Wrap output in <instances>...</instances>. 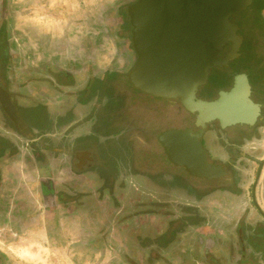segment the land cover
<instances>
[{"label":"flooded vegetation","instance_id":"obj_1","mask_svg":"<svg viewBox=\"0 0 264 264\" xmlns=\"http://www.w3.org/2000/svg\"><path fill=\"white\" fill-rule=\"evenodd\" d=\"M136 1L117 2L112 10H107L106 23L112 32H128L134 52L131 68L113 71L110 65L98 71L91 59L95 43L84 39L73 46L64 43L47 47L51 58L39 67L33 65V45L23 55L9 29L12 19L24 20L32 35L54 34L61 25L65 35L66 17L67 27L70 22L78 26L88 22L86 33L93 34L96 31L90 30L94 29L92 22L97 19V11H81L69 0H14V4L0 0V237L8 240V234L37 232L46 243L73 244L81 256L89 253L95 257L98 252L115 250L130 264H138L133 260L139 256L153 264L160 263L163 251L206 264H261L264 0H248L233 18L229 17L237 27L236 38L233 44H223L217 56L225 58L232 46L236 48L235 54L213 68L217 97L236 86L242 93L247 90L248 100L256 106L255 110L246 107L252 115L249 122L225 125L214 119L205 123L201 146L207 159L220 164L224 174L200 176L181 171L162 150L164 160L174 169L160 170L158 173L166 181L152 190L141 182V173L130 166L142 150L127 152L125 161L119 159L116 168L121 180L113 185L107 184L108 177L102 179L95 168L94 153L99 140L96 116L106 111L113 89L119 91V96L126 85H131L128 74L137 54L128 7ZM246 9L250 12L249 30L243 29L239 19ZM119 17H124L127 25L115 23ZM18 27L15 23L14 29ZM62 53L71 55V62L63 61ZM2 101L12 105L19 122L10 117ZM165 101L171 107L179 102V97ZM192 116L187 127L190 129L196 127V116ZM137 140L134 144L145 143L140 137ZM21 158L32 168L24 181L22 172L17 171ZM225 207H231L233 214L222 215L232 221L217 224L214 211ZM177 223L185 229H178ZM203 226L216 227L220 232L198 231ZM181 234H185L183 239ZM173 238L174 246H169ZM182 244L192 245L193 251L182 252ZM5 263L6 257L0 253V264Z\"/></svg>","mask_w":264,"mask_h":264},{"label":"rangeland","instance_id":"obj_2","mask_svg":"<svg viewBox=\"0 0 264 264\" xmlns=\"http://www.w3.org/2000/svg\"><path fill=\"white\" fill-rule=\"evenodd\" d=\"M60 1L66 3L68 0ZM69 1H71V3L74 2L75 6L81 11H83V9L85 11L91 10L92 13L97 11V19L92 22L94 29L90 30L96 32L93 34L86 33L90 27L88 22H82V24H79L80 26H78V24L72 25V22H70L67 27L69 20L65 17V21H63L64 26L66 25L65 35L62 32L64 28L63 25L60 26L58 32H53L54 34L51 35H32L30 32L31 30L26 28L24 20L15 22L14 19H12L9 21L10 37L14 44L16 43V45H18L22 54L25 55L27 48L33 45L31 47L33 51H35L33 65L40 67L51 58L50 53L47 52V47H54L64 43H69L73 46V44H79L86 39L85 41L89 43H95V52L91 59L94 60L95 68L98 71H104L108 69L110 65H113L111 66L113 71L115 68L123 71H127L131 68L134 52L132 51L130 40L127 39L129 38L128 32L118 33L115 31V33L106 25L109 17L107 10L111 9L120 0ZM7 3L14 4V0H9V2L7 0ZM243 12L244 13H241L239 17L240 23L244 30H249L250 12L248 9ZM17 14L23 15L20 13ZM125 21L124 17H119V20H116L115 23L118 22V24H122ZM15 23L17 27L19 26L17 30H15L16 28L14 29ZM110 24L112 25V23ZM125 25H127L126 22ZM68 31L72 33L68 34ZM61 57L63 58L62 60L66 62H71L72 60L71 55L68 57L64 53H62ZM213 68H216V66L211 67L207 72L208 78L207 81H205L206 83L199 85L196 89L194 96L197 99L209 102L217 100L218 83L216 71ZM110 75L116 76L117 74L111 73ZM140 86H144V84L142 83ZM118 93L119 91L117 92L116 89L111 91L108 102L105 105L106 111L102 110L100 111L102 115L99 113L98 116H96L97 124H99L97 127V132L99 134V140L96 145L97 152L94 153L97 174L102 177V179L108 177L107 184L110 182L111 185H113L115 181L121 180L118 178L119 173L116 168L119 159L125 161L127 152L130 153V151L133 150L136 152L142 150L137 152L138 157L133 160L130 166L133 170L141 173L142 178H144L141 179V182L149 187L148 190H152L153 186H159L166 181L164 180V176L158 173L160 170L174 169L168 161L164 160L163 149L156 135H160V133L167 130L186 129L191 125L193 118L192 114L194 113L187 109L186 102H184L182 98H179V102L177 101L174 106L170 107L165 101L167 98L163 99L154 96L132 85H126L125 90L122 91V94L119 96L116 95ZM137 137L145 140V143L134 144L138 141ZM27 166L28 163H26L24 158L19 159L17 171L19 173L20 171L22 172L21 176L23 180L21 181H24L29 176L26 173L32 169ZM181 171L183 170L181 169ZM29 204H31V202H29ZM229 212L231 215L233 214L231 207H225L221 210L214 211V214L217 216L216 223L219 224L223 222L226 224V221L230 219L225 218L222 214L228 215ZM186 225H188V223H186ZM176 226L178 229H185V226L182 224L177 223ZM207 230L220 232L216 227L203 226L198 228V231ZM8 236H10L8 240H4L0 237V253L6 257L5 264H130L120 257L115 250L111 253L107 252L106 254H100L98 252L95 254V257L89 253L81 256L78 253V249L74 248L73 244L63 243L55 245L46 243L44 242L45 239H41V234L37 232L30 233L29 231H25L23 234H18V236H13L12 234H8ZM180 236L181 239H183L185 234H181ZM173 240L174 238L169 242V246H174ZM181 247L182 252L193 251L191 250L192 245L182 244ZM197 249L201 251L202 247H197ZM163 252L164 255L161 256L162 260H159L160 263L156 264H206L202 260L181 259L180 257L172 256L173 254H168L166 251ZM133 262H137L138 264H153L140 256L133 260ZM257 264L260 263L258 262ZM261 264H264V261Z\"/></svg>","mask_w":264,"mask_h":264},{"label":"water","instance_id":"obj_3","mask_svg":"<svg viewBox=\"0 0 264 264\" xmlns=\"http://www.w3.org/2000/svg\"><path fill=\"white\" fill-rule=\"evenodd\" d=\"M248 0H137L128 7L132 24V42L137 57L128 74L129 83L164 98H182L196 116L194 129L167 130L158 141L169 161L184 172L222 176L220 164L210 162L200 137L205 123L219 119L222 124L249 122L246 107L256 109L248 100V91L238 87L220 92L215 101L194 96L206 81L207 72L235 54V47L225 58L217 56L227 41L232 44L237 27L229 21ZM144 86H140L141 84ZM3 105L10 117L19 122L14 108Z\"/></svg>","mask_w":264,"mask_h":264}]
</instances>
